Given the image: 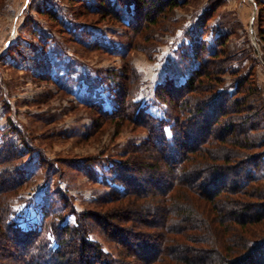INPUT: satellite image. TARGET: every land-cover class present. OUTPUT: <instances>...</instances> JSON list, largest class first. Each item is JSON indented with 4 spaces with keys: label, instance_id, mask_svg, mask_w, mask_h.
<instances>
[{
    "label": "trees",
    "instance_id": "obj_1",
    "mask_svg": "<svg viewBox=\"0 0 264 264\" xmlns=\"http://www.w3.org/2000/svg\"><path fill=\"white\" fill-rule=\"evenodd\" d=\"M256 1L261 16L264 4ZM78 3L102 20L129 12L127 27L140 35L186 0ZM224 40L216 38L215 48ZM200 45L193 46L197 65L185 83L157 90L167 120L132 102L138 76L127 64L113 110L89 105L106 122L128 123L146 138L113 162L120 188L74 214V225L52 210L34 230L13 219L11 201L25 171L13 164L10 148L0 150V264H264V106L248 96L244 77L232 93L220 90L222 53Z\"/></svg>",
    "mask_w": 264,
    "mask_h": 264
},
{
    "label": "rangeland",
    "instance_id": "obj_2",
    "mask_svg": "<svg viewBox=\"0 0 264 264\" xmlns=\"http://www.w3.org/2000/svg\"><path fill=\"white\" fill-rule=\"evenodd\" d=\"M87 12L78 0H0V150L10 148L25 171L11 201L25 230L36 229L46 210L74 225V214L120 188L113 162L146 134L106 122L89 105L113 110L124 64L138 76L132 102L167 120L157 90L185 83L197 65L195 43L211 50L224 37L215 48L226 63L220 90L232 93L244 77L248 96L264 106V12L256 0H186L140 35L127 27L129 12L121 20Z\"/></svg>",
    "mask_w": 264,
    "mask_h": 264
}]
</instances>
